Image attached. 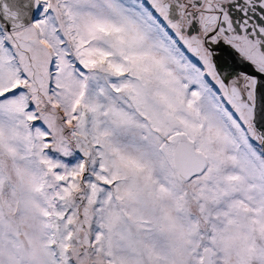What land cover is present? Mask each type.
Listing matches in <instances>:
<instances>
[{"label": "snow or ice", "instance_id": "1", "mask_svg": "<svg viewBox=\"0 0 264 264\" xmlns=\"http://www.w3.org/2000/svg\"><path fill=\"white\" fill-rule=\"evenodd\" d=\"M0 264H264V0H0Z\"/></svg>", "mask_w": 264, "mask_h": 264}]
</instances>
